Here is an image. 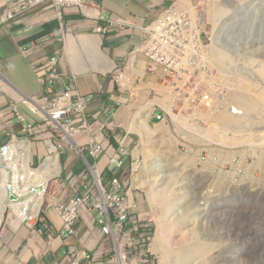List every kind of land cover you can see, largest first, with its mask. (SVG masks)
<instances>
[{
    "label": "rangeland",
    "instance_id": "374dc122",
    "mask_svg": "<svg viewBox=\"0 0 264 264\" xmlns=\"http://www.w3.org/2000/svg\"><path fill=\"white\" fill-rule=\"evenodd\" d=\"M191 1L204 25L203 47L179 49L172 60L176 103L186 113L179 125L151 126L149 110L156 100L143 90L151 81L136 84L142 90L139 103L124 94L125 106L137 114L142 110L130 125L131 135L126 129L129 117L127 125L110 131L130 151L117 176L139 204L135 216L152 228L153 239L160 217L167 216L163 247L168 262L184 244L200 249L193 264H264V0ZM204 47L211 49L203 52ZM187 52L211 68L190 63ZM202 76L204 82L194 83ZM141 123L147 132L137 130ZM60 155V162L68 157L82 162L75 150ZM153 157L159 162H148ZM103 178L107 184L109 174ZM107 225L102 228L113 254ZM152 241L143 249L144 261L123 264H163L151 250ZM125 250L139 256L134 248Z\"/></svg>",
    "mask_w": 264,
    "mask_h": 264
},
{
    "label": "built area",
    "instance_id": "2783aa9c",
    "mask_svg": "<svg viewBox=\"0 0 264 264\" xmlns=\"http://www.w3.org/2000/svg\"><path fill=\"white\" fill-rule=\"evenodd\" d=\"M6 4L0 10V26L10 24L20 16L33 11L37 7L51 2L57 8L59 14L72 7H82L92 0H5ZM193 7L184 4L182 1H176L171 7L166 9L158 19L143 29L142 43L136 46L128 55L124 65L114 72V80L118 83L120 91L130 94V99L135 97L136 103L140 102V91L136 89L138 82L151 81L150 85L145 89L147 98L151 96L156 100L149 114V120L152 124L179 125L183 119V113H186L184 107H180L176 103L177 94L174 87V69L173 58L178 50H191L194 52L195 46L199 49L203 47L200 37L203 33L204 26L197 17L198 24H194ZM185 28H188L186 31ZM212 44V39H210ZM211 49V47L202 48L203 52ZM31 49H24L27 53ZM189 62L200 66L204 69L211 68L210 64L200 63L194 55L190 57V53H186ZM176 63V62H175ZM61 58L58 55L52 56L43 64L36 66L34 72L39 78L42 85L46 88L47 95L42 99L45 104L37 98H33L26 103L29 106L36 105L38 107L37 114L41 116L44 123H30L27 118L19 111L16 105L12 106L14 117L23 124V131L32 137H40L44 133L48 135L44 137L45 146L48 149V156L45 157L39 168H34L31 164H27L20 160L19 155V138L13 134L10 141L0 148V155L9 157L13 162V167L8 168V177L3 175L0 168V182L7 195H15L16 201L19 203L31 200L40 194H46L49 175L52 166L46 162L53 155H58L65 149L79 150L80 152L88 150L92 157H97L105 152V147L100 142L89 143L88 147H80L75 142L74 137L86 133L92 129L94 121L109 123V119L113 116L110 105L107 104L102 108L98 107L97 111L92 114L95 106L94 101L97 95H83L77 88V80L75 77H66L61 69ZM222 72V71H221ZM222 82V73L219 75ZM205 77L196 78L194 83L204 82ZM51 85H49V83ZM56 89V94L51 91L52 85ZM139 88V87H138ZM136 92V94H134ZM135 112V108H133ZM140 108L135 117L139 116ZM108 154V166L113 175L124 165V157L128 151L124 148H118ZM90 170L98 171L97 164L89 166ZM68 189L72 190L71 197L67 200L60 201L56 210L63 220V229L55 232L51 226L46 224L42 216L43 204L38 208L30 210L26 205L23 209L29 212V216L25 217L24 222L28 228L37 229L41 235H47L50 243L55 237H67L75 233V225L81 217L82 209L89 206V209L102 211L107 215L111 224V236L116 246L124 251V262L144 261L143 247L151 240V230L146 229L140 233L137 221L133 216L139 212V205L134 196L125 189L124 185L116 176H113L108 184L104 185L102 174L90 175L84 171L80 175L70 172L66 176ZM84 187V192L79 193L75 189L78 182ZM102 198L104 201L102 202ZM11 201V200H9ZM13 202V201H11ZM112 211V217L110 216ZM3 216L0 211V227L3 223ZM39 224V227H37ZM41 224V226H40ZM132 225L127 228V225ZM125 248H134L139 251L138 257H131V253ZM83 259H91L87 251H77L74 247H69L64 262L67 264H79ZM112 261L117 262V257H112Z\"/></svg>",
    "mask_w": 264,
    "mask_h": 264
},
{
    "label": "crops",
    "instance_id": "0c3cea01",
    "mask_svg": "<svg viewBox=\"0 0 264 264\" xmlns=\"http://www.w3.org/2000/svg\"><path fill=\"white\" fill-rule=\"evenodd\" d=\"M173 2L93 0L83 8L67 9L62 16L48 3L9 25L0 26V147L7 143L12 133L27 136L22 130L23 125L12 119L14 115L11 104H18L30 122H41L24 101L45 95L33 67L54 54L61 56L62 72L77 78L82 94L99 95L95 101L96 107L110 103L117 108L114 129L121 123L127 125L125 119L131 118L129 107L125 106V98L118 91L111 74L123 66L131 50L141 44L143 27L152 23ZM4 4L5 1L0 0V7ZM25 48L32 50L25 54ZM92 131L79 137L78 141L84 144L96 139L115 148L120 145L117 135L112 134L115 137L110 136V140H104L98 124ZM46 154L44 143L41 140L34 141L32 165L37 167ZM72 159L68 157L67 162H62L64 174L84 170V162H71ZM97 165L101 171L107 169L105 154L97 157ZM66 184L65 176L50 183L43 209L45 219L55 230L63 228V220L55 206L61 198L70 197V194L63 192ZM100 220L102 216L97 211L90 213L85 209L75 234L67 238H56L50 244L45 236L19 226L21 223L17 225L14 221L13 224L8 222L0 231V264H66L63 258L69 245L77 250L86 249L94 256V261L82 260L80 264H109L111 248L105 242L107 235Z\"/></svg>",
    "mask_w": 264,
    "mask_h": 264
},
{
    "label": "clouds",
    "instance_id": "9594fccd",
    "mask_svg": "<svg viewBox=\"0 0 264 264\" xmlns=\"http://www.w3.org/2000/svg\"><path fill=\"white\" fill-rule=\"evenodd\" d=\"M5 1V0H4ZM176 1H183V0H174V2L169 6V7H171ZM93 2V0L91 1V2H88V3H92ZM48 3H50V4H52L51 2H47V3H45V4H48ZM87 3V4H88ZM5 4H6V1H5ZM5 4L3 5V6H5ZM45 4H43V5H45ZM86 4V5H87ZM187 4H189L190 6H192L193 7V2L190 0ZM43 5H41V6H43ZM53 5V4H52ZM86 5H84V6H86ZM3 6H1L0 7V10L2 9V7ZM41 6H39V7H41ZM84 6H82V7H72V8H83ZM39 7H37V8H39ZM55 7V6H54ZM169 7H167L166 9H168ZM36 8V9H37ZM56 8V7H55ZM57 9V8H56ZM68 9H70V8H68ZM166 9H164L162 12H164ZM35 10V9H34ZM33 10V11H34ZM66 10H64V12H65ZM32 12V11H31ZM57 12H58V15H60V16H62L63 14H64V12H62L61 14H59V11L57 10ZM161 12V13H162ZM30 13V12H29ZM161 13L158 15V17L161 15ZM28 14V13H27ZM27 14H25V15H27ZM24 15V16H25ZM21 17H23V16H20V17H18L17 19H19V18H21ZM158 17L153 21V22H155L157 19H158ZM16 19V20H17ZM15 21V20H14ZM13 22V21H12ZM11 22V23H12ZM152 22V23H153ZM152 23H150V24H152ZM150 24H147V25H145L144 27H143V29L146 27V26H148V25H150ZM7 25H9V24H7ZM2 26V25H1ZM62 26H63V28H65V25H64V23H62ZM144 33V32H143ZM143 40V39H142ZM142 43V42H141ZM136 47V46H135ZM134 47V48H135ZM133 48V49H134ZM25 49H27V48H25ZM29 49H31V48H29ZM132 49V50H133ZM24 50V49H23ZM32 50V49H31ZM131 50V51H132ZM30 52V51H29ZM29 52H27V53H29ZM24 53V52H23ZM27 53H25V54H27ZM55 55H58L60 58H61V56L59 55V54H54L53 56H55ZM52 57V56H51ZM51 57H49V58H51ZM128 57V56H127ZM127 59V58H126ZM48 60V59H47ZM46 60V61H47ZM45 61V62H46ZM126 61V60H125ZM62 62V61H61ZM44 63V62H43ZM42 63V64H43ZM125 63V62H124ZM41 65V64H40ZM124 65V64H123ZM36 66H39V65H36ZM36 66H34L33 67V70H34V68L36 67ZM122 67V66H121ZM121 67H118V68H121ZM118 68H116L115 70H117ZM60 69H61V64H60ZM115 70L113 71V73L111 74L112 75V79H113V81L115 82V84H116V86H117V89H118V91L120 92V93H122L123 94V96H124V94L125 93H123V92H121L120 91V88H119V85H118V83L114 80V72H115ZM62 71V70H61ZM35 73V72H34ZM63 73V72H62ZM64 74V73H63ZM65 75V74H64ZM37 76V75H36ZM66 76V75H65ZM66 77H69V76H66ZM72 77H75V76H72ZM72 77H69V78H72ZM76 78V77H75ZM39 79V78H38ZM76 80H77V78H76ZM40 81V80H39ZM49 83V85L51 84L50 82H48ZM42 84V83H41ZM43 86V85H42ZM52 91L54 92V90H56V89H54V84L52 85ZM77 88H78V83H77ZM43 89H44V91L46 92V88L43 86ZM78 90H79V88H78ZM57 92V91H56ZM79 92H80V90H79ZM47 93L48 92H46L45 93V95H43L41 98H37V97H31V98H29V99H27V100H25L24 102H25V104L27 105V106H29L27 103H26V101H29V100H31V99H33V98H37V99H39L40 101H41V99H43L46 95H47ZM55 93V92H54ZM81 93V92H80ZM56 94V93H55ZM82 94V93H81ZM92 94H95V95H97V97H96V99L99 97V95L98 94H96V93H92ZM83 95H90V94H83ZM96 101V100H95ZM95 101H94V106H95ZM41 103H42V101H41ZM42 104H45V105H47L46 103H42ZM107 104H109L110 105V110H111V113L113 114V116L109 119V123L107 124V123H104V122H102L101 124H100V122H96V121H94L93 123H92V128L95 126V125H99L100 126V133L103 135V137H104V140H110L111 139V137L110 136H112L113 137V135L111 134V130H113L114 129V127H113V122H114V119H115V109H117V108H115V106H113L112 104H110V103H103V104H101V105H98L97 107L95 106V108H94V110L96 109V111H97V109H98V107H100V108H102L103 106H105V105H107ZM13 105H16L17 107H18V109H19V106H18V104H11V109H12V106ZM30 108H32V110L37 114V111H38V107L36 106V105H34V103L32 104V106H29ZM146 109H147V107H146ZM94 110H92V114L94 113ZM19 111H20V109H19ZM95 111V112H96ZM129 111H130V116H131V118L129 119V122H128V128H126L127 129V134L128 135H131V131H130V125H133V124H135L136 123V117H135V112H134V110H133V107H129ZM149 111H151V109L149 110ZM21 112V111H20ZM12 113H13V110H12ZM22 113V112H21ZM23 114V113H22ZM14 115V114H13ZM24 115V114H23ZM25 116V115H24ZM37 116L41 119V122H30L28 119V121L30 122V123H34V124H40V123H44V120H43V118L41 117V116H39L38 114H37ZM13 120L14 119H16L15 117H13L12 118ZM17 120V119H16ZM18 121V120H17ZM149 121V124L151 125L152 123L150 122V120H148ZM21 123V122H20ZM22 124V123H21ZM23 125V124H22ZM158 125H163V124H159V122H156V124H153V125H151V126H158ZM23 127V126H22ZM22 130H23V128H22ZM92 131V129L90 130V131H88V132H86V134H88V133H90ZM25 132V131H24ZM93 132V131H92ZM26 134H27V136H24V137H21V136H19V135H17L16 133H12V134H10V138H9V140L7 141V143L10 141V139H11V136L13 135V134H15L18 138H19V140H22V139H24V140H27V141H29V143H31V148H32V150H33V144H34V141H36V140H41L43 143H44V146H45V141H44V137H46L48 134L47 133H44L42 136H40V137H32V136H30L27 132H25ZM85 133H83V134H81V135H79V136H76V137H74V140H75V142L78 144V146H80V147H88V145H89V143H95V142H97L98 140H90V141H88V142H86V143H84V144H82V143H80L79 141H78V138L79 137H81L82 135H84ZM119 141V140H118ZM18 142V141H17ZM98 142H100L101 144H103L104 145V147H105V150L106 151H108V150H110L111 152H113L114 150H117L118 148H124L125 149V147L122 145V144H120L118 147H113V145H107L104 141H98ZM6 143V144H7ZM19 143V142H18ZM6 144H4V145H6ZM3 145V146H4ZM19 145V144H18ZM3 146H1L0 148H2ZM20 147V146H19ZM45 148H46V146H45ZM20 149V148H19ZM67 150H70V149H68L67 148ZM127 150V149H126ZM46 151H47V154L44 156V158L42 159V161H41V163L37 166V167H35V166H33L32 165V163H29V164H31L34 168H39L40 166H41V164L43 163V161H44V159H45V157L46 156H48V149L46 148ZM65 151V150H64ZM64 151H62V152H64ZM79 155H81V157H82V162H84V164H85V168L87 169V170H82V172H80V173H75L74 171H68L66 174H64V171L62 170V162H60V158H61V153L59 154V156L57 155V158H58V160H59V162H58V165H59V167H60V173L58 172V175H55L54 177H51V174L49 175V184H48V188H47V192H46V194H44V196H45V198H44V201H43V208H42V216H43V218L45 219V217H44V214H43V209H44V207H45V205H46V201H47V197H48V191H49V186H50V183L52 182V180H54V179H56V178H58V177H62V176H65V181H66V187H65V189L63 190V192L65 193V194H70V197H71V194H72V190H70V189H68V187H69V185H68V182H67V180H66V176H67V174L68 173H70V172H74L76 175H80L81 173H83L84 171H86V172H88V173H90V172H92V173H90V175H94V171L92 170H90V168H89V166H92V164H94V163H96L97 164V157L99 156V155H101V154H99L97 157H92L90 154H89V152H88V150H84V151H82V152H80L79 150H75ZM103 152L102 154H105L106 156H107V169L105 170V171H101L100 169H99V167H98V165H97V168H98V171H96L97 172V176H98V174H102V177L103 176H105V175H108L109 174V178H108V182H109V180L113 177V176H116L117 178H118V176H117V174L118 173H120V171H121V169L124 167V165H125V162L127 161V158L129 157V150H127L128 151V153L125 155V157H124V165H123V167L122 168H120L118 171H117V173H116V175H113V173H112V171L110 170V168H109V166H108V154H107V152ZM85 154H86V156H90L91 158H92V160H94V161H92V162H89L88 160H87V158L85 157ZM33 155V154H32ZM132 159L134 160V158L132 157ZM11 160V159H10ZM165 160V158H164V156H163V159H162V162ZM31 162H33V158H32V161ZM88 168H89V170H90V172L88 171ZM3 172V171H2ZM7 172H8V169H7ZM3 175H4V173H3ZM5 176V175H4ZM96 176V177H97ZM6 177V176H5ZM8 177V176H7ZM119 179V178H118ZM103 180H104V178H103ZM123 185H124V182L122 181V180H119ZM104 183V182H103ZM108 184V183H107ZM104 185H106V184H104ZM125 187V186H124ZM0 188H2L3 189V187H2V182H0ZM75 189H78V191H79V193H83L84 192V187L82 186V184H81V182L79 181L78 183H77V186H76V188ZM7 194V193H6ZM7 196V198H6V201H5V203L7 204V208L5 209V211H4V213L2 214V216H3V218H4V220H3V223H2V225H1V227H0V231H1V229H2V227L6 224V222H5V220L7 219V223L8 222H10L11 224H13L12 223V220H11V216H10V212H11V210H13L12 209V207H11V205L13 204V203H19V201H16V196L15 195H10V196H8V195H6ZM11 196H14L15 198L14 199H11L10 197ZM68 196V195H67ZM66 196V197H67ZM70 197H67V198H65V197H63V198H61L58 202H57V204L60 202V201H62L63 199L64 200H67V199H69ZM135 199V198H134ZM9 200H11V201H13V202H11V201H9ZM26 201H28V200H26ZM25 201V202H26ZM136 201V200H135ZM57 204H56V206H57ZM138 204V203H137ZM139 205V204H138ZM56 206H55V208H56ZM22 208H23V206H22ZM88 210L90 213L91 212H96L97 211V213H99V211L98 210H93V209H89V206H87L86 208H83L82 209V211L83 210ZM0 211H1V209H0ZM57 211V210H56ZM58 213V212H57ZM110 213V216L112 217V211H110L109 212ZM82 214V213H81ZM101 216H102V220H100V224H104L105 222L108 224L107 226V231H108V233H110V241H111V244H112V246H113V254H110V256H109V260H108V262H109V264H114V262L112 261V257H117V259H118V252L120 251V252H123V254H122V257H123V255H124V251L122 250V248H120L119 246H116V244L113 242V240H112V236H111V231H112V229H111V224H110V221L108 220V217H107V215L106 214H104V213H99ZM8 215V217L6 218V216ZM59 215V214H58ZM60 216V215H59ZM134 217H135V220L137 221V225L139 226V229H140V233H143L146 229H149V230H151V233H152V235H151V240L148 242V244H146V246H149L150 245V242L153 240V232H152V228H150V227H146L145 226V224H140V222H141V220L139 219V218H137L136 216H135V214L133 215ZM81 218V217H80ZM80 218H79V220H80ZM62 219V218H61ZM45 222H46V224H48L49 226H51V224L45 219ZM79 223V221L76 223V225H75V230H76V226H77V224ZM25 226L26 228H28L27 227V225H26V223L24 222V220L22 221V223L19 225V226ZM130 225V224H129ZM40 226H41V224H40ZM63 226H64V223H63ZM130 226H132V225H130ZM37 227H39V224H38V226ZM52 227V226H51ZM53 228V227H52ZM28 229H30V230H33V231H35V232H37V229H31V228H28ZM63 229V228H62ZM62 229H60V230H62ZM53 230L55 231V232H58V231H60V230H55L54 228H53ZM38 233V232H37ZM39 234V233H38ZM75 234V233H74ZM39 235H41V234H39ZM71 235H73V234H71ZM71 235H69V236H71ZM107 235V234H106ZM41 236H45L46 238H47V240H48V242H49V244H50V240H49V238H48V236L47 235H41ZM69 236H67V237H69ZM67 237H55V239L56 238H67ZM54 239V240H55ZM53 240V241H54ZM109 244V243H108ZM69 247H73V246H68V249H67V251L65 252V256H66V253L68 252V250H69ZM145 247V246H144ZM144 247H143V249H144ZM75 248V247H74ZM76 249V248H75ZM77 250V249H76ZM81 250H85V251H87L88 252V254L91 256V259H89V260H87V259H83V260H87V261H94V256L88 251V250H86V249H81ZM81 250H77V251H81ZM138 254H139V251H136ZM65 256H64V258H63V263H66V262H64V259H65ZM82 261V260H81ZM118 262V261H117ZM81 263V262H80ZM79 263V264H80ZM122 263H124V261L122 262ZM67 264V263H66Z\"/></svg>",
    "mask_w": 264,
    "mask_h": 264
},
{
    "label": "bare ground",
    "instance_id": "6f19581e",
    "mask_svg": "<svg viewBox=\"0 0 264 264\" xmlns=\"http://www.w3.org/2000/svg\"><path fill=\"white\" fill-rule=\"evenodd\" d=\"M189 1L190 0H183L182 3L187 4ZM218 44L220 46H225L221 42L218 43ZM213 50H215L214 46H213ZM260 73L264 77V65L261 68ZM147 128H148V126H146L145 124L141 123L137 127V130L140 133H144V132H147ZM18 142H19L18 144L20 146L19 148L21 149V154L19 155L20 160L25 162V163H27V164L31 163L32 154H33V150L31 148V143H29V141L24 140V139L18 140ZM10 159L11 158H9V157H3V156L0 155V168L2 169V171H3L4 175L6 176V178L8 176L7 169L9 167H13V162H15V159H13V160H10ZM46 162H49V164L52 166L51 177H54L55 175H58V172L60 173V167L58 165L59 160L57 158V155H53L51 158H48ZM148 162H152V163L154 162L155 163V162H159V161L157 160L156 157L155 158L153 157L152 160L150 159ZM93 173H94L95 176H97V172L96 171H94ZM165 191H167V190H165ZM153 194L154 193H150V197H152V200H154V196H155ZM6 195H7L6 191H4V189L0 188V209H1V213L2 214L4 213L5 209L7 208V204L5 203L6 198H7ZM44 198H45L44 194H40V195H37L33 199L32 202H31V200H28V201L22 202V203H13L11 205L13 210H11V212H10L11 220L14 221L17 225H19L20 223H22V221L25 219V217L30 215L29 212L25 211L22 208V206L26 205L28 208H30V210L33 209V208L36 209V208L40 207V205L43 203ZM101 200L103 202L104 198H102ZM164 200H166V198H164ZM165 218H167V216L160 217V219H159L158 229H157L155 237H154V239L152 241L151 250L154 253L159 255V257L161 258V261H162L163 264H193V262L195 263V260H197V258L200 255L199 254L200 253V251H199L200 249L195 247V246L188 247V245H184V244L181 247V250L177 254H174L172 256L171 262L167 261V258L169 256H168L167 251L163 247V240L165 239V233H167V230L169 228H168V226L166 227V224H163V222L166 221ZM209 249H204V250L208 251ZM122 254H123V252L119 251V256H118V263L119 264H121L123 262ZM204 261H205V259H204Z\"/></svg>",
    "mask_w": 264,
    "mask_h": 264
},
{
    "label": "water",
    "instance_id": "95a60500",
    "mask_svg": "<svg viewBox=\"0 0 264 264\" xmlns=\"http://www.w3.org/2000/svg\"><path fill=\"white\" fill-rule=\"evenodd\" d=\"M10 198H11V199H14L15 197H14V196H11Z\"/></svg>",
    "mask_w": 264,
    "mask_h": 264
}]
</instances>
